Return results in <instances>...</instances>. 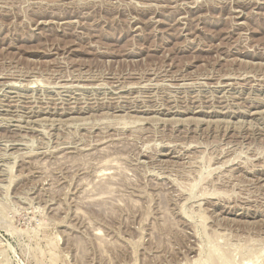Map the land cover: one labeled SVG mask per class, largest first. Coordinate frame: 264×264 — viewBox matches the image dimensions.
<instances>
[{
    "label": "rangeland",
    "instance_id": "rangeland-1",
    "mask_svg": "<svg viewBox=\"0 0 264 264\" xmlns=\"http://www.w3.org/2000/svg\"><path fill=\"white\" fill-rule=\"evenodd\" d=\"M219 257L264 264V0H0V264Z\"/></svg>",
    "mask_w": 264,
    "mask_h": 264
},
{
    "label": "bare ground",
    "instance_id": "bare-ground-1",
    "mask_svg": "<svg viewBox=\"0 0 264 264\" xmlns=\"http://www.w3.org/2000/svg\"><path fill=\"white\" fill-rule=\"evenodd\" d=\"M190 248H191V247H190ZM193 249H194V248H192V249H191V250H189V251H191V252H192V251H193ZM212 250H213L212 248H211V250L209 249V251H212ZM213 257H214V256H213ZM214 258H215V257H214ZM219 258H220V257H219ZM215 259H216V258H215ZM225 259H226V258H225ZM225 259H223V258H220V260H219V262H218V263H219V264H224V262H225L224 260H225ZM194 261L197 263L198 259H196V260H194Z\"/></svg>",
    "mask_w": 264,
    "mask_h": 264
}]
</instances>
